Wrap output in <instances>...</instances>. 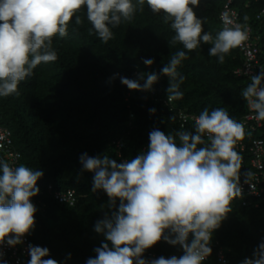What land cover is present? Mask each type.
<instances>
[{
  "label": "clouds",
  "instance_id": "obj_1",
  "mask_svg": "<svg viewBox=\"0 0 264 264\" xmlns=\"http://www.w3.org/2000/svg\"><path fill=\"white\" fill-rule=\"evenodd\" d=\"M200 3L201 0H0V98L19 96V85L34 75L38 65L58 59L54 38L67 37L73 18L75 25L83 24L78 15L82 9L92 26L89 33L94 32L107 43L114 38L113 29L122 22L131 23L146 4L153 14H162L163 23L173 30L170 43L182 44L187 50H178L161 69V74L169 78L167 102L181 100L184 93L180 85L185 77L178 68L188 59V52L201 44L211 45L208 54L223 64L225 56L249 38V17L245 15L244 23H239L230 18L228 11L221 14L223 28L215 37L205 32L206 18H198L194 11ZM154 63V59L143 60L146 66ZM117 76L114 74L110 81ZM119 79L129 90L150 92L159 75L140 72L137 79ZM250 79L241 96L254 118L264 121V69ZM155 111L149 109L151 114ZM193 120L192 131L180 130L175 136L153 128L147 149L131 159L117 161L108 154L93 157L87 152L79 156L81 174L93 173L91 191L103 190L109 209L94 225V231L105 240L94 248L95 256L87 258L86 264H204L212 255L214 232L232 212L233 200L242 197L243 156L237 145L250 133L224 108L209 111L205 107ZM43 175L41 170L0 159V264H8L2 246L23 244L24 237L36 226L38 209L32 198L40 192L37 182ZM243 175L244 182L249 183L252 173L246 171ZM161 241L179 246L183 255L144 258L146 250ZM27 250L28 264H58L50 258L47 247L29 244ZM240 264H264V240Z\"/></svg>",
  "mask_w": 264,
  "mask_h": 264
},
{
  "label": "trees",
  "instance_id": "obj_2",
  "mask_svg": "<svg viewBox=\"0 0 264 264\" xmlns=\"http://www.w3.org/2000/svg\"><path fill=\"white\" fill-rule=\"evenodd\" d=\"M227 3L201 0L194 9L198 18H206L204 31L213 37L223 28L220 15ZM230 8L237 11L240 23H244L245 15L249 17L247 24L254 38L260 39L259 58L263 61L264 14L259 19L257 15L264 9V0H232ZM78 15L82 25H75L73 18L67 37L54 38L58 59L38 65L34 75L19 85V96L0 98V127L10 132L11 148L20 155L16 165L44 173L37 182L40 192L32 198L38 211L36 226L28 238L32 245L47 247L50 258L58 264H86L87 258L95 256L94 248L105 240L94 231V225L109 211L108 197L103 190L91 191L93 173L81 174L82 153L93 157L108 154L119 161L113 142L120 140L124 143L123 156L134 158L148 146L153 128L173 136L177 131L194 129L193 122L181 128L179 112L198 116L205 107L209 111L224 108L241 122L248 112L241 91L251 83L249 76L235 74L243 65L239 48L232 49L219 64L217 57L208 54L211 45L201 44L187 53L188 59L178 68L185 77L180 85L183 99L168 103L169 78L161 74V69L178 50H187L182 44L170 43L174 32L163 23L162 14H153L145 4L144 11H138L131 23L122 22L113 29L114 38L107 43L94 32L89 33L92 26L85 10ZM144 59H154L155 63L146 66ZM140 72L159 75L153 91L129 90L119 79H137ZM116 73L119 76L110 81ZM151 108L156 109L154 114L149 112ZM256 138L264 140V123L259 131L246 134L243 142L249 146ZM176 142L179 144L178 137ZM0 159L7 161L3 153ZM49 186L75 190L76 204L58 203ZM246 200L243 196L233 200L232 212L213 234L212 255L204 264H219V249L229 264H240L264 240V200L244 206ZM154 252L157 258L183 255L179 246L164 241L156 244ZM69 254L71 259H67Z\"/></svg>",
  "mask_w": 264,
  "mask_h": 264
},
{
  "label": "built area",
  "instance_id": "obj_3",
  "mask_svg": "<svg viewBox=\"0 0 264 264\" xmlns=\"http://www.w3.org/2000/svg\"><path fill=\"white\" fill-rule=\"evenodd\" d=\"M231 4L232 0H228L223 12L228 11L230 18L236 22H239V14L237 11L230 8ZM263 14L264 9L260 14L257 15V18L259 19ZM221 23L223 27L222 19ZM248 26L250 27L249 38L242 47H238L243 55V65L235 70V74L239 77H251L252 75L258 74L260 69H264V60L262 61L259 58L258 42L260 39L259 37L254 38V31L250 25ZM254 116L255 114L248 108L247 114L241 120V123L244 124L246 133L257 132L262 128L264 121H258L254 118ZM193 117L195 116L187 115L184 112H179L178 114V120L182 126L189 122L194 123ZM113 145L118 160L120 161L122 159H126L122 153L124 149V143L118 140L114 141ZM146 149L147 146L143 148V151ZM237 151L241 152L244 156H248L247 159L243 158L241 169L240 184L242 187V196L247 199L243 202V205H248L250 202H254L257 199L264 200V140L260 138L253 139L249 146H247L243 141L239 142L237 145ZM0 153H3L6 156L7 161L12 164H17L18 160L20 159V155L14 152L11 148L10 132L1 127ZM246 171L252 173V176L249 178V183L244 182L245 176L243 174ZM49 192L60 204L74 206L77 202L76 191L73 189L62 191L55 190L52 186H49ZM32 202L35 206L37 205V202H34L33 199ZM255 206L257 207L258 204L256 203ZM29 244H31V242L27 235L24 237V243L21 245H17L15 247H10L7 244L3 245L2 250L5 253L4 259L8 262V264H27V260L30 258L27 250ZM155 246L146 250L144 253V258L149 260L157 258V254L154 252ZM175 256L180 257L179 255ZM208 260L209 257L204 263L208 262ZM217 261L219 264H229V260L222 249L217 250Z\"/></svg>",
  "mask_w": 264,
  "mask_h": 264
}]
</instances>
